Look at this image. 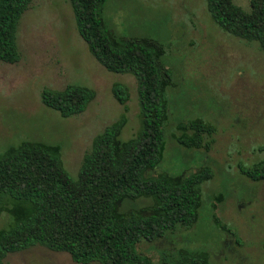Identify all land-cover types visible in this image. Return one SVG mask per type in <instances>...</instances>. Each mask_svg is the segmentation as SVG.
Wrapping results in <instances>:
<instances>
[{
    "label": "rangeland",
    "instance_id": "1",
    "mask_svg": "<svg viewBox=\"0 0 264 264\" xmlns=\"http://www.w3.org/2000/svg\"><path fill=\"white\" fill-rule=\"evenodd\" d=\"M234 2L251 11V0ZM103 17L120 37L152 38L166 48L174 86L168 92V144L161 172L191 174L210 166L214 173L202 187L201 220L154 242L142 240L138 250L154 262L189 248L207 251L212 264H264V182H253L239 171L240 164L252 167L264 160V53L259 44L221 30L207 0H108ZM17 42L21 60L0 62V154L24 141L60 145L65 168L77 180L95 137L124 113L112 91L116 83L130 92L121 139L138 133L137 79L109 72L90 53L70 0H32ZM68 85L91 88L97 96L84 113L64 119L43 105L42 92ZM196 119L215 128L212 137H205L213 140L209 151H190L177 141L179 125ZM216 218L235 236L217 227ZM10 221L6 212L0 213V228ZM5 264L77 263L67 253L37 245L9 254Z\"/></svg>",
    "mask_w": 264,
    "mask_h": 264
},
{
    "label": "trees",
    "instance_id": "2",
    "mask_svg": "<svg viewBox=\"0 0 264 264\" xmlns=\"http://www.w3.org/2000/svg\"><path fill=\"white\" fill-rule=\"evenodd\" d=\"M107 1L70 3L78 32L97 61L109 72L137 79L140 130L129 140L121 139L130 92L116 83L112 91L124 113L95 137L77 180L65 168L60 145L24 141L0 154V213L11 217L0 228V264L9 254L37 245L67 253L77 264H212L210 254L199 249L165 254L159 262L138 250L142 240L154 242L201 220L202 187L214 173L210 166L178 175L159 169L167 151L168 92L174 73L165 62L163 44L147 37H120L109 28L103 17ZM31 3L0 0V62L21 60L18 28ZM250 5L246 11L234 0H207V10L221 30L258 43L264 53V0H251ZM96 96L91 88L68 85L60 91L43 90L42 103L68 119L84 113ZM179 129L177 141L183 148L211 149L213 140L206 142L205 137L215 133L212 125L196 119L182 122ZM239 171L253 182H264V160L252 167L240 164ZM142 201L148 204L138 206ZM215 220L217 227L235 236Z\"/></svg>",
    "mask_w": 264,
    "mask_h": 264
}]
</instances>
